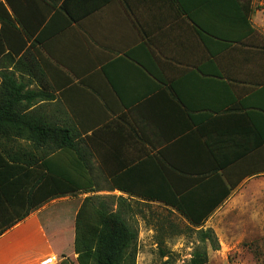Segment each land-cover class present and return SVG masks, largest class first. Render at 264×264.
Wrapping results in <instances>:
<instances>
[{
  "label": "crops",
  "instance_id": "0c3cea01",
  "mask_svg": "<svg viewBox=\"0 0 264 264\" xmlns=\"http://www.w3.org/2000/svg\"><path fill=\"white\" fill-rule=\"evenodd\" d=\"M102 1L72 0L82 16L62 27L66 0H9L19 14L47 16L38 47L55 99L40 103V111L79 136L72 150L47 156L34 173L28 163L42 152L29 140L0 136L1 206L9 208L4 185L16 209L10 218L33 204L32 192L38 202L0 235V264H41L74 251L76 217L87 197L114 198L116 207L121 198L124 217L155 222L141 227V237H181L169 228L172 215L189 222L151 195L199 191L189 205L211 207L225 184H237L208 217L204 228H213L235 192L253 182L264 189L258 0H105L86 13ZM0 4L13 14L7 0ZM217 236L220 250L229 249ZM214 252L209 247V257Z\"/></svg>",
  "mask_w": 264,
  "mask_h": 264
},
{
  "label": "trees",
  "instance_id": "16d2710c",
  "mask_svg": "<svg viewBox=\"0 0 264 264\" xmlns=\"http://www.w3.org/2000/svg\"><path fill=\"white\" fill-rule=\"evenodd\" d=\"M7 1L13 14L0 4V8L3 9V13H0V136L29 140L35 151L42 152L41 157H33V161L28 163V167H33L31 172L34 173L40 168L39 162L43 159L45 161L47 156L60 150H72L76 146L75 140L79 132L72 125L60 126L50 122L40 111V103L55 99L52 86L41 65L38 47L44 41V21L47 16L39 11L26 15L19 14L16 7L9 0ZM71 1L66 0L62 7L65 16L62 27L77 22L82 16L73 11ZM104 2L105 0L88 7L86 13L98 8ZM233 162L232 159L226 160L224 165ZM224 165H219L217 168L221 170ZM48 171L53 174L49 168ZM44 177L49 176L45 174L43 179ZM196 181L197 179L194 180ZM232 185L230 187L225 184L223 192L219 190V199L211 207L199 206L197 201L189 205L191 202L188 199H196L201 193L199 191L175 198L150 196L176 209L189 222L188 231L195 232L198 236V246L187 264H208L207 243H211L214 250L218 249L214 246L216 236L213 231L205 230L204 226L218 204L228 198L237 184ZM1 194L4 195L9 208L5 210L0 201V218H9V221H1L0 235L25 219L38 203L35 201L36 193L32 192L33 204L24 214L10 218L9 209H16L6 196L5 185L1 188ZM142 196L148 197L145 194ZM121 202L122 199L118 198L117 209H114V198L84 199L75 224L73 248L77 256V264H137L138 231L131 227L123 216ZM161 227L164 228V224H161ZM169 228L172 230L175 225L170 223ZM165 256L166 254L162 252V257ZM65 257V255L61 256V258ZM59 264L71 263L69 258H66Z\"/></svg>",
  "mask_w": 264,
  "mask_h": 264
},
{
  "label": "rangeland",
  "instance_id": "374dc122",
  "mask_svg": "<svg viewBox=\"0 0 264 264\" xmlns=\"http://www.w3.org/2000/svg\"><path fill=\"white\" fill-rule=\"evenodd\" d=\"M258 8H264V0H258ZM251 184L250 187L244 186L234 193L224 210L213 219L211 223L213 228H204L211 229L216 236L214 246L218 249L214 250L211 243H207L208 249L210 247L214 251H219L212 253L211 257L208 254V264H264V189L259 182ZM113 206L117 209L115 202ZM132 216L126 214L125 218L129 225L138 231V235L141 227L142 229L150 225L156 227L155 222L150 223L147 219L142 220L140 225ZM172 217L175 218L176 223L172 230L182 233L183 236L165 234L155 237V233L152 235L143 233L142 237L139 235L140 254L137 255V264H174L176 261L187 264L190 260L198 246V236L195 232L188 231L187 224L178 216L172 215ZM217 234L223 242L230 245L229 249L220 250ZM162 252L166 254L165 257H162ZM66 255L65 258L61 256L57 258L60 261L69 258L71 264H77L74 251Z\"/></svg>",
  "mask_w": 264,
  "mask_h": 264
},
{
  "label": "built area",
  "instance_id": "2783aa9c",
  "mask_svg": "<svg viewBox=\"0 0 264 264\" xmlns=\"http://www.w3.org/2000/svg\"><path fill=\"white\" fill-rule=\"evenodd\" d=\"M59 259L55 256L49 257L41 262V264H58Z\"/></svg>",
  "mask_w": 264,
  "mask_h": 264
}]
</instances>
